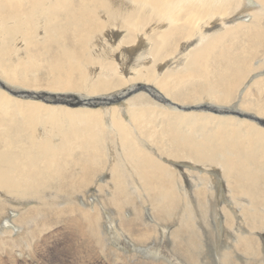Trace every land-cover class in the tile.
<instances>
[{
    "label": "bare ground",
    "instance_id": "obj_1",
    "mask_svg": "<svg viewBox=\"0 0 264 264\" xmlns=\"http://www.w3.org/2000/svg\"><path fill=\"white\" fill-rule=\"evenodd\" d=\"M137 31L151 44L150 65H140L143 53L129 56ZM263 68L264 0H0V226L58 199L69 209L87 206L80 190L93 185L98 202L109 187L121 195L125 183L156 190L166 214L177 199L173 187L182 189L179 177L194 185L195 169L254 198L241 158H255L264 145ZM226 121L238 123L233 135L211 133L212 123ZM74 154L69 174L63 163ZM152 213L142 221L155 223ZM82 216L85 226L83 218L60 217L62 231L89 233ZM119 222L137 242L153 238L132 220Z\"/></svg>",
    "mask_w": 264,
    "mask_h": 264
},
{
    "label": "rangeland",
    "instance_id": "obj_2",
    "mask_svg": "<svg viewBox=\"0 0 264 264\" xmlns=\"http://www.w3.org/2000/svg\"><path fill=\"white\" fill-rule=\"evenodd\" d=\"M114 28L115 30L113 31L120 30L119 38H123L125 30L123 28ZM133 40L135 44H133L134 50L132 52L134 54L130 52L129 56L138 59L137 56L143 53L148 57L141 59L140 65L145 63L150 65L152 57L147 49L151 48V44L146 41V36H143L141 31H137ZM115 44H118V41H115ZM160 63L162 64V62ZM128 75L130 76V74ZM262 95L264 96V88L259 96L261 97ZM78 107L86 108V105L76 106V108ZM89 107L96 109L103 106ZM201 111L206 112L203 109ZM124 116L126 119L128 118L127 115ZM236 126H238V123L234 121L219 123L215 127L212 123L210 131L212 133L215 128H219L227 134L233 135V131L229 129H234ZM259 127L261 128V126ZM230 140L235 141L234 139ZM247 149L250 150L249 148ZM253 153L255 158L251 157L249 152V156L246 153L247 156L241 159L248 164L247 170L252 172L251 182L255 185L253 189L254 198L246 193H237L234 191L233 185L230 182L226 183L223 178L215 179L214 174L202 173L196 169L192 171L195 179L194 185L187 186L184 178H182L183 176L179 177L183 179L182 189L173 187V190L177 193V199L167 204L166 214L162 213L166 209L162 210L163 207L161 208V203L156 198L158 197L156 190H145L143 188L133 190L135 186L129 188L128 183H125L124 191L121 192L122 196L117 194V191H112L109 187L110 194H104V197H101L98 202V200L91 198L94 192H91L90 189L94 185L89 188L85 187L80 192L85 194L87 206L80 205L79 200L76 199L79 203L75 202L77 205L72 204L73 206L69 209L68 204H63L64 202L58 199L50 207H45L46 210L37 211L31 218L15 224L4 222L0 226V264H26V260L32 261L34 264H54L55 262V264H264V261L260 258V250L264 247V210H262L264 209V145L255 148ZM66 158L63 163L67 167H65L66 172L72 174L74 171L76 173V167L73 164L75 162V154ZM69 160L72 161L68 162ZM252 161H254V164H251ZM120 168L121 171L124 169L122 166ZM215 169L216 166H210L209 168H204V171ZM203 178L208 180V182ZM122 179L127 178L123 177ZM167 185H170L168 181ZM111 192L113 195L114 193L116 194L114 197L112 195V198ZM153 194H156L155 197ZM147 199H149V203ZM146 206L148 209H145L147 208ZM149 209L154 212L151 216L155 223H149L148 221V223H145L141 219L142 217L144 219L147 218L146 213ZM81 211H83L82 213L85 216L87 215L86 217L90 223H88L89 233H86V231L84 233L81 228H76V230L68 229L67 232L66 230L62 231V227H65V222H61L60 217L64 215L65 219H69V217L76 218L77 222L78 219L83 218V216L80 217L82 213L79 214ZM186 211L188 212L186 213ZM133 213L134 216L138 217L137 219L133 218ZM13 214V217H15V213ZM122 217L126 220L128 219V221L132 220L139 230L147 231L149 236L158 240L161 246L158 248L152 247L155 243L153 238L148 240L146 238L147 243L143 244L137 242L136 234L127 235V232L124 234L119 226V220L121 221ZM85 221L83 218L82 223ZM83 225L85 226L84 223ZM135 225L133 226L136 228ZM141 225L142 227H139ZM160 228L162 230L165 229V233L160 232ZM174 228L180 233L179 238L177 240L174 238L173 242L172 230ZM160 234H165V237ZM71 237L72 242L69 240ZM160 237H163V239ZM193 239H196L195 242ZM49 241H54L55 244L46 248ZM58 241H64V245H61H66V248L59 247ZM69 241L71 247L67 246ZM149 243L151 244V249L148 246ZM188 245H190V248ZM258 248L261 249L259 250ZM188 255L193 256L195 259L189 260L186 258Z\"/></svg>",
    "mask_w": 264,
    "mask_h": 264
}]
</instances>
